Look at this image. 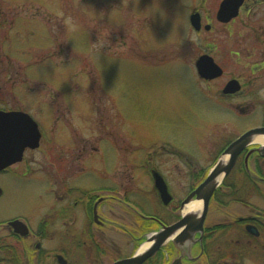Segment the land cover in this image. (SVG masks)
<instances>
[{
    "label": "rangeland",
    "instance_id": "rangeland-1",
    "mask_svg": "<svg viewBox=\"0 0 264 264\" xmlns=\"http://www.w3.org/2000/svg\"><path fill=\"white\" fill-rule=\"evenodd\" d=\"M199 4L200 0H0V105L13 106L16 100L45 106L46 140L60 148L70 140V153L82 144L86 165L97 167V177L93 171L85 173L87 188L97 186L99 194L120 196L128 189L131 200L139 191L140 210L164 213L151 176L141 170L148 150L162 152L157 165L174 184L175 147L186 152L193 166L208 168L220 144L261 121L235 115L203 91L206 84L198 80L194 63L209 34L203 30L197 35L190 24L192 9ZM201 11L204 21L206 6ZM242 22L247 21L240 18L236 24ZM30 91L37 93L24 95ZM4 92L7 99L2 102ZM58 106L67 108L64 114L57 113ZM56 118L59 124L50 131L49 121ZM214 123H228L230 128L211 129ZM210 133L218 134L214 144H208L212 152L206 153ZM180 166L186 167L185 162ZM187 172L184 168L180 175L185 186L191 178ZM42 183L21 179L22 212L37 217L43 212ZM144 187L147 196L140 192ZM174 190L178 197L186 191ZM7 204L8 198L0 202Z\"/></svg>",
    "mask_w": 264,
    "mask_h": 264
},
{
    "label": "flooded vegetation",
    "instance_id": "flooded-vegetation-1",
    "mask_svg": "<svg viewBox=\"0 0 264 264\" xmlns=\"http://www.w3.org/2000/svg\"><path fill=\"white\" fill-rule=\"evenodd\" d=\"M223 1L200 0L192 9L201 14L202 25L196 34L200 36L203 30L209 34L200 44L204 52L196 58L195 70L198 58L207 54L223 71L212 79L199 77L197 70L196 74L198 80L206 84L202 90L210 99L235 115L255 116L261 121L257 120L255 125L238 131L220 144L208 168L193 166L186 152L175 147L174 184L157 165L162 152L148 150L145 154L147 164L143 163L141 170L151 176L157 201L164 208L162 214L149 215L137 205L139 191L136 199L131 200L128 189L120 196L99 194L97 186H85V173L93 171L97 177V167L86 165L82 144L73 147L70 153L67 148L71 149L70 140L62 148L46 140L49 133L42 123L45 106L31 107L16 100L11 103L13 106L0 105L3 111L29 114L41 133L38 147H25L22 159L8 166L4 165L5 143L0 140V202L8 198V204L0 206V264H115L144 252L148 247L144 250L141 247L148 243L153 232L181 221L184 214L191 212L196 220L200 218L204 200L198 199L196 193L190 203L199 202L201 207L187 212L185 208L190 203L183 205L185 200L206 180L232 142L246 131L264 126V0H242L237 16L228 22L217 18ZM204 6L203 21L201 9ZM240 18L247 22L236 24ZM231 80L238 81L239 89L225 92ZM36 93L30 91L24 95ZM1 96L2 102L7 99L6 92ZM65 108L58 106L56 111L64 114ZM50 109L53 111V106ZM58 121L59 118L49 121L52 123L50 131ZM227 124L214 123L211 129L219 127L226 132L230 128ZM216 135L210 133L205 140L206 153L212 152L208 144H214ZM260 137L264 135L253 137L240 150L230 171L212 193L204 220L200 226L195 224L191 238L184 242L169 239L138 264H264V141L257 139ZM44 142L48 145L43 149ZM130 153L134 152L129 150ZM181 161L186 167L180 166ZM184 168L191 176L187 186L180 182ZM155 173H160L168 185L172 197L168 204L162 201L155 185ZM22 178L43 182L41 194L46 199L38 217L18 207V187ZM174 188L186 191L178 197ZM140 192L147 196L149 190L144 187Z\"/></svg>",
    "mask_w": 264,
    "mask_h": 264
},
{
    "label": "water",
    "instance_id": "water-1",
    "mask_svg": "<svg viewBox=\"0 0 264 264\" xmlns=\"http://www.w3.org/2000/svg\"><path fill=\"white\" fill-rule=\"evenodd\" d=\"M241 1L242 0H224L217 13V18L222 22H228L236 17ZM190 24L196 31L201 29L202 22L199 12L191 13ZM196 69L198 75L203 79L216 78L223 73L221 67L207 54H203L198 58L196 61ZM237 82L236 80H231L227 84L225 92L238 90L239 85H237ZM258 135H264V126L252 128L232 142L214 165L206 180L185 200L183 205L190 203L196 193L198 194V199L204 200V210L202 214L198 216L200 217L199 219L196 220V215L191 212L184 214L181 221L164 226L161 230L153 232L148 238L149 246L144 252L133 258L118 261L115 264H138L149 255L153 254L169 239L175 238L177 242H184L191 238L192 232L196 229L195 224L198 223L199 226L202 224L206 215L208 201L219 182L223 176L230 171L240 150L245 147L253 137ZM40 137L41 133L38 125L29 114L21 111L0 110V140L5 143V166L20 161L25 147H38ZM154 176L155 185L161 195L162 201L168 204L172 199L168 190V185L160 173H155ZM201 193L204 194L201 195Z\"/></svg>",
    "mask_w": 264,
    "mask_h": 264
},
{
    "label": "bare ground",
    "instance_id": "bare-ground-1",
    "mask_svg": "<svg viewBox=\"0 0 264 264\" xmlns=\"http://www.w3.org/2000/svg\"><path fill=\"white\" fill-rule=\"evenodd\" d=\"M259 141H264V137L257 138ZM201 207V204L199 202H192L187 207L185 208V211H196L199 210ZM149 246V242L145 243L142 247L141 250L146 249Z\"/></svg>",
    "mask_w": 264,
    "mask_h": 264
}]
</instances>
